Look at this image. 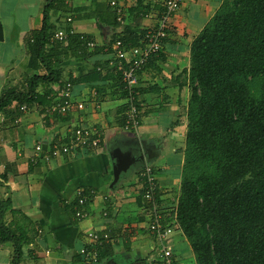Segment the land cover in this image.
<instances>
[{
    "label": "crops",
    "instance_id": "1",
    "mask_svg": "<svg viewBox=\"0 0 264 264\" xmlns=\"http://www.w3.org/2000/svg\"><path fill=\"white\" fill-rule=\"evenodd\" d=\"M114 1L125 12L119 23L115 20ZM223 1L184 0L172 16V28L161 53L139 73L142 122L134 132L123 127L126 102L115 86L116 81L120 83L119 74L113 72L106 80H92L88 74L98 64L105 66L100 69L102 76L113 69L108 60L114 57V41L127 30L141 33L156 27L164 0L70 1L74 11L73 32L90 36L96 43L95 47L88 46L91 51L88 57L62 56L61 80L73 81L75 105L67 114L51 113L49 118L28 106L16 120L12 114H0V172L7 176L1 196L10 202L5 220L30 237L21 264H82L80 250L91 230L108 232L112 238L107 248L109 255L97 264H154L158 242L149 230L153 209L144 197L139 173L164 153L165 161L158 162V167L151 165L159 181L158 204L163 220L174 229L171 236L174 264H197L175 213L185 161L191 44ZM45 2L41 0L42 9ZM9 3L0 0V22L4 27L0 56L11 55L16 47L20 50L10 59L14 64L9 73L0 61V95L6 85L19 86L28 76L46 72L42 67L33 68L26 40L31 30L41 27L42 12L37 16L30 14L28 1L16 2L13 9ZM51 14L56 24L65 23L66 18L60 12ZM60 86V82L54 81L47 88L54 97ZM76 102H83L84 107L79 108ZM160 119H167L162 127ZM76 126L100 129L102 147L32 163L30 158L37 144L48 150L58 135L64 137ZM117 149L124 153L133 151L138 160L130 163L115 180ZM141 149L143 158H139ZM173 153L178 155L176 166L181 167L176 180L170 170L174 166ZM81 189L94 191L84 206L89 212L84 219L68 209ZM13 252L11 243H0V264H12Z\"/></svg>",
    "mask_w": 264,
    "mask_h": 264
},
{
    "label": "trees",
    "instance_id": "2",
    "mask_svg": "<svg viewBox=\"0 0 264 264\" xmlns=\"http://www.w3.org/2000/svg\"><path fill=\"white\" fill-rule=\"evenodd\" d=\"M70 1L46 0L41 27L31 30L26 39L33 68L46 72L28 76L19 86L6 85L0 114H12L16 120L27 105L49 118L47 108L54 97L47 87L54 81L61 86L67 82L61 80L62 56L91 54L87 43L92 37L72 32ZM52 11L60 12L65 23L56 24ZM114 12L118 22L117 5ZM69 16L72 20H67ZM60 29L67 32L64 41L53 38ZM144 34L127 30L117 39L134 46ZM104 67L95 65L88 78L106 80L117 72L116 89L126 97L121 72L113 68L102 76ZM189 80L177 223L197 264H264V0L223 1L191 44ZM6 181V174L0 172V243H11L12 264H21L30 237L6 223L10 202L1 196ZM78 200L68 205L74 214ZM108 245L100 249L99 262L109 255Z\"/></svg>",
    "mask_w": 264,
    "mask_h": 264
},
{
    "label": "built area",
    "instance_id": "3",
    "mask_svg": "<svg viewBox=\"0 0 264 264\" xmlns=\"http://www.w3.org/2000/svg\"><path fill=\"white\" fill-rule=\"evenodd\" d=\"M184 0H164L163 11L159 17L158 25L148 29L140 42L134 46H127L122 39H116L112 45L114 57L108 60V66L116 68L122 74L124 89L128 92L125 97L124 129L127 131H137L142 122V103L139 98V73L144 70L152 57L158 56L162 49L164 40L169 36L171 30V18L180 9ZM113 4L117 5L114 1ZM118 20L123 21L124 9L117 5ZM67 20H72L68 17ZM73 32V30H72ZM54 39L64 41L67 32L63 29L54 34ZM87 45L95 47L96 43L90 40ZM100 69V68H99ZM74 84L67 81L57 89L54 96V103L47 108L49 113L61 115L67 114L75 105ZM79 108L84 107L83 102H76ZM23 110L28 109L27 105L22 106ZM103 144V132L93 126H76L70 134L66 136L58 135L48 150L44 149L43 144L39 143L35 147L34 154L31 156L33 164H38L41 160L49 161L51 158L69 156L75 154L80 149L97 151ZM144 187V197L151 203L153 217L149 230L158 242L157 257L154 264H174V248L171 243V236L174 229L170 225H165L157 194L160 190L157 173L151 165H146L139 173ZM86 194L84 189L77 192L78 206L75 215L79 219L89 216V212L84 208L85 204L91 199L94 191ZM108 232L91 230L86 234V243L80 250L82 264H97L99 262L100 249L111 241Z\"/></svg>",
    "mask_w": 264,
    "mask_h": 264
},
{
    "label": "rangeland",
    "instance_id": "4",
    "mask_svg": "<svg viewBox=\"0 0 264 264\" xmlns=\"http://www.w3.org/2000/svg\"><path fill=\"white\" fill-rule=\"evenodd\" d=\"M10 1V3H11V6H10V3H9V5L8 6H10V8L11 9H13V7H14V4L16 3V2H25V1H28L29 3H30V6H29V9H28V12L30 13V14H34V15H39V14H41V12L43 11V9L41 8V0H9ZM42 9V10H41ZM163 11V10H162ZM23 13V12H22ZM72 15H73V13H72ZM74 16V15H73ZM23 18H25V13H24V15L22 16ZM172 28V27H171ZM15 33H16V30H15ZM15 33H13L12 35V37L13 38H16V34ZM10 39V38H9ZM1 46V45H0ZM8 46V45H7ZM2 49H4V45H2V47H1ZM12 50H13V48H12ZM20 49L19 48H15L13 51H11L12 53H11V55H3V56H0V61H2L1 63L4 65V68H5V70H6V73H9L8 71H10L11 70V68H12V66H13V64L14 63H11L10 61V59H12L11 57H12V55H16V53L19 51ZM142 103V102H141ZM159 120V119H158ZM159 122H162V123H160V127H162L163 126V123H165V122H167V119H160V121ZM171 133H172V131H170ZM162 134V133H161ZM164 134V133H163ZM141 151V153H143L142 152V149L140 150ZM171 157H172V162H173V164H174V166H172L171 168H170V170L172 171L171 173H173V177H174V179L176 180L177 179V175H179L180 173H181V167L180 166H176V164L178 163V155H176V153H173V154H171ZM165 159H166V157H165V153H164V155L163 156H161L159 159H158V161L156 162V161H153L152 160V162H151V164L152 165H155V166H157L158 167V162H163V161H165ZM136 160H138V159H136ZM137 161H135L134 162V164L136 163ZM141 161L139 160L138 161V163H140ZM137 163V164H138ZM150 164V165H151ZM151 165V166H152ZM182 170H183V167H182ZM180 177V176H179Z\"/></svg>",
    "mask_w": 264,
    "mask_h": 264
},
{
    "label": "water",
    "instance_id": "5",
    "mask_svg": "<svg viewBox=\"0 0 264 264\" xmlns=\"http://www.w3.org/2000/svg\"><path fill=\"white\" fill-rule=\"evenodd\" d=\"M3 39H4V27H3V24L0 22V40H3ZM114 158H116V164L114 166L115 180L119 178L120 173L123 170H126L130 166V163L138 159L137 156L133 153V151L124 153L120 151V149L115 154ZM139 158H143V154H141V152L139 154Z\"/></svg>",
    "mask_w": 264,
    "mask_h": 264
}]
</instances>
